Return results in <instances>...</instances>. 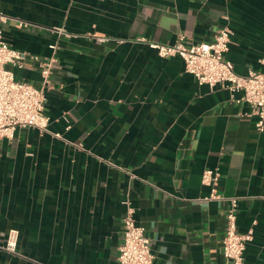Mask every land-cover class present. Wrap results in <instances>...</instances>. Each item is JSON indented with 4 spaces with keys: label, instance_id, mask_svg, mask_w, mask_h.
Instances as JSON below:
<instances>
[{
    "label": "crops",
    "instance_id": "1",
    "mask_svg": "<svg viewBox=\"0 0 264 264\" xmlns=\"http://www.w3.org/2000/svg\"><path fill=\"white\" fill-rule=\"evenodd\" d=\"M0 11L4 40L28 53L6 65L15 78L39 87L51 65L47 129L0 142V244L18 231V253L0 250V264H117L127 206L151 264H223L231 196L238 230L253 231L242 264H264V132L252 107L145 42H208L227 26L234 71L262 70L264 0H0ZM206 168L223 199H200Z\"/></svg>",
    "mask_w": 264,
    "mask_h": 264
},
{
    "label": "built area",
    "instance_id": "2",
    "mask_svg": "<svg viewBox=\"0 0 264 264\" xmlns=\"http://www.w3.org/2000/svg\"><path fill=\"white\" fill-rule=\"evenodd\" d=\"M8 17L0 11V142L3 138H11L19 127H36L46 130L48 117L44 114L46 102L45 91L49 84L50 63L41 69V86L36 87L29 82L17 80L14 73L6 65L19 67L28 57V53L11 47L3 38L2 24ZM21 24V23H19ZM62 30L59 29V32ZM104 40L105 36H97ZM180 37L173 44H163L145 40L155 48L160 57L179 56L183 59L185 70L191 73L199 84L210 87L221 84L231 92H241L237 102H246L252 107L256 116L255 128L264 132V69L250 70L245 75L234 71L231 61L225 58L229 48L230 29L222 26L208 42L187 44ZM35 60V57H33ZM264 63V58L261 59ZM201 183L209 187V193L201 200H220L223 195L217 192L218 173L215 169L206 168L201 174ZM225 211V229L221 251L223 264H242L244 251L253 231L240 232L237 227L238 197L227 198ZM18 231L10 229L0 250L11 254L18 253ZM153 253L145 228L134 218V210L127 206L123 215V240L118 248L117 264H151Z\"/></svg>",
    "mask_w": 264,
    "mask_h": 264
}]
</instances>
